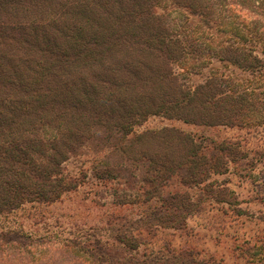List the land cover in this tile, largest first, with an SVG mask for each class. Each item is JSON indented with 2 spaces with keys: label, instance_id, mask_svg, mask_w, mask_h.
Listing matches in <instances>:
<instances>
[{
  "label": "trees",
  "instance_id": "obj_1",
  "mask_svg": "<svg viewBox=\"0 0 264 264\" xmlns=\"http://www.w3.org/2000/svg\"><path fill=\"white\" fill-rule=\"evenodd\" d=\"M165 1L0 0V213L76 189L83 177L64 164L85 151L103 157L93 172L102 181L133 182L141 169L143 200L159 199L160 225L183 227L204 195L236 204L229 187L212 178L230 164L264 163V144L247 158L238 141L198 140L176 126L134 128L160 115L256 128L264 140V0H169L198 18L176 25L158 11ZM199 28L218 41L205 44ZM190 74L203 79L188 83ZM173 177L203 194L164 192ZM243 243L247 261L264 264V232ZM71 247L44 245L35 253L0 241V264H106L84 263ZM129 264L205 262L187 249Z\"/></svg>",
  "mask_w": 264,
  "mask_h": 264
},
{
  "label": "rangeland",
  "instance_id": "obj_2",
  "mask_svg": "<svg viewBox=\"0 0 264 264\" xmlns=\"http://www.w3.org/2000/svg\"><path fill=\"white\" fill-rule=\"evenodd\" d=\"M162 4L158 11L166 14L171 25L198 19L187 16L169 0ZM245 22L248 26L252 24L249 19ZM238 25L241 26V20ZM260 25L264 27L263 23ZM198 30L205 44L218 41L214 35L207 37L200 28ZM202 79V74H190L186 78L188 83H198ZM164 126H176L198 140L238 141L248 151L247 158L259 156L254 152L260 151L264 144L261 132L256 128L195 125L160 115L149 116L134 131ZM101 159L100 154L85 151L66 161L64 170L83 178L76 189L65 192L60 199L50 203L26 202L8 213H0V241L33 247L35 253L44 245L56 249L67 243L72 246L68 253L80 255L84 263L86 259H93L106 264H129L133 257L157 261L188 249L205 264H251L241 251L245 247L244 239L255 238L264 232L263 160L251 167L243 162L230 164L226 173L214 176L215 184H224L234 193L236 204L214 202L205 199L204 195L200 210L186 217L185 224L179 228L160 225L154 219L160 202L156 196L149 202L143 200L142 188L145 186L138 181L141 169L134 171L136 179L128 181L129 184L119 178L102 181L93 174L101 167ZM171 182V186L163 188L164 192L185 191L192 199L203 194L195 186L179 184L176 177ZM121 195L130 202L119 203ZM120 235L134 238L135 247L120 240Z\"/></svg>",
  "mask_w": 264,
  "mask_h": 264
}]
</instances>
